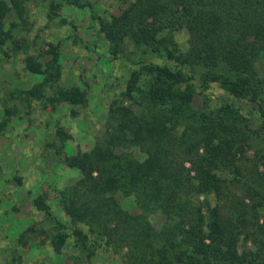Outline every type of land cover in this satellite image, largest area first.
I'll list each match as a JSON object with an SVG mask.
<instances>
[{
	"label": "trees",
	"instance_id": "1",
	"mask_svg": "<svg viewBox=\"0 0 264 264\" xmlns=\"http://www.w3.org/2000/svg\"><path fill=\"white\" fill-rule=\"evenodd\" d=\"M24 1L0 0V49L7 42L9 50L27 49L12 34L25 24ZM123 1L118 14H89L107 43L100 56L117 63L126 52L135 57L108 105L104 134L74 155L64 150L71 137L62 127L44 143L48 168L80 173L60 193L70 225L57 223L49 239L53 251L91 258L97 249L111 257L126 248L125 264H264V153L246 156L251 119H260L264 131V0ZM65 4L91 8L58 0L49 18ZM13 13L18 21L7 23ZM182 33L184 44L176 36ZM59 50L48 44L42 54L48 61L25 57L26 71L41 81L22 96L13 91L12 101L27 108L41 101L50 112L57 105H85L81 85L57 83ZM24 113L3 106L0 133L12 118L23 121ZM10 181L1 179L0 186ZM13 181L22 185L19 177ZM116 194L132 199L139 213L128 214ZM32 203L51 215L43 195ZM154 213L164 216L159 229L148 220Z\"/></svg>",
	"mask_w": 264,
	"mask_h": 264
},
{
	"label": "rangeland",
	"instance_id": "2",
	"mask_svg": "<svg viewBox=\"0 0 264 264\" xmlns=\"http://www.w3.org/2000/svg\"><path fill=\"white\" fill-rule=\"evenodd\" d=\"M56 1H24L25 24H19L12 34L19 46H26L27 49L9 50L13 47L9 42L0 49L9 54L7 56L0 52V112L3 106H15L22 113L25 112L22 114L23 121L12 118L13 123L7 124L0 133V180L13 181L14 177L22 180L21 186L15 181L0 186V264H125L126 248L123 251L118 249L111 257L107 250L97 249L96 254L88 258L86 252L72 253L67 249L62 254H55L49 241L55 234L57 223L68 224L61 209L60 193L64 186L74 185L80 173L74 169H62L58 165L52 167V164L48 168L46 159L49 155L44 150V143L53 141L51 134L58 126L70 134L71 139L64 147L68 155H74L78 150H89L95 138L104 134L108 105L122 91L132 69L130 59L135 58L126 52L127 59L117 63L100 56L107 52V43L89 18L91 11L104 16L118 14L126 7L125 1L81 0L82 4H91V8L87 5L83 9L73 8L65 4L51 14L50 19L51 5ZM11 19L18 21L14 13L8 16L7 23ZM176 36L179 43L184 44L185 35ZM48 44L60 49L61 78L57 83L63 87L81 85L88 93L85 105L71 106L70 109L77 111L75 116L70 114L71 110L66 104L57 105L56 110L50 112L48 106L43 109L41 101H31L28 108L23 101H12L13 91L14 96H22L21 91L41 81L40 76L26 71L24 59L32 55L48 61L49 55L42 56ZM95 44L97 46L94 47ZM196 100L201 101L198 97ZM250 125L254 132L252 147L246 155L249 157L257 152L264 153V131H259L260 119L252 118ZM58 143L55 141L57 147ZM47 150L53 153V150ZM133 150L136 155L138 150ZM37 195L44 196L51 215L34 207L32 199ZM115 198L131 216L139 213L133 207L132 199L124 198L121 194H116ZM222 204L226 209V200ZM148 220L159 229L164 223V216L154 213L149 215ZM74 255L79 257L78 262Z\"/></svg>",
	"mask_w": 264,
	"mask_h": 264
}]
</instances>
